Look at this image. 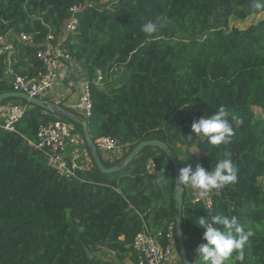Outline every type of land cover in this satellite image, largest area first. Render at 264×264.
Segmentation results:
<instances>
[{
    "label": "trees",
    "instance_id": "16d2710c",
    "mask_svg": "<svg viewBox=\"0 0 264 264\" xmlns=\"http://www.w3.org/2000/svg\"><path fill=\"white\" fill-rule=\"evenodd\" d=\"M257 2L264 0H0V36L13 47L9 58L0 55V94L13 92L15 77L28 86L36 82L43 70L36 53L52 36L51 45L59 44L73 59L61 61L59 79L68 65L79 64L85 72L81 80L90 83L91 116L49 101L47 94L42 100L85 120L94 144L102 137L119 143L118 158L111 162L98 152L102 165L118 166L135 146L152 140L166 144L180 168L200 162L212 169L227 154L237 168V181L209 192L208 218L236 216L253 232L243 261L234 252L225 264H264V116L255 113L264 110V19L244 30L228 27L230 18L243 22L264 12L255 8ZM74 7L77 28L67 34ZM148 19L161 25L151 36L140 30ZM22 35L31 38L23 42ZM120 69L123 80L114 85ZM96 71L103 76L99 86ZM8 103L24 113L12 132L0 129V264H112L98 255L102 250L120 264H136L132 240L143 223L154 234L160 231L163 243L171 227L179 256L174 172L163 152L144 148L119 172L102 174L79 124L22 100H6L0 107ZM220 107L229 113V142L211 145L195 135L189 140L192 121ZM54 121L70 126L67 139L81 137L91 161L75 179L60 176L30 145L38 128ZM149 160L156 165L154 174L146 170ZM185 189L184 245L191 264L195 259L203 264L195 252L203 229L195 222L206 210L202 204H187ZM24 229L33 249L20 242L17 252L7 240Z\"/></svg>",
    "mask_w": 264,
    "mask_h": 264
},
{
    "label": "built area",
    "instance_id": "2783aa9c",
    "mask_svg": "<svg viewBox=\"0 0 264 264\" xmlns=\"http://www.w3.org/2000/svg\"><path fill=\"white\" fill-rule=\"evenodd\" d=\"M70 11L73 16L65 26L67 34L74 33L77 28L75 14L78 12V8L74 7ZM30 38V36H21L23 42H28ZM53 41L54 38L48 36L46 45L36 53L37 60L43 67L36 82L28 86L22 77H15L12 82L13 92H21L29 97L42 99L46 94L55 89L59 79V71L62 67L61 61L73 63V59L69 56L67 50L59 44L51 45ZM12 53L13 47L6 42L5 37L0 36V55L6 54L9 58ZM102 79V73L96 71L95 85L99 86ZM72 109L84 118L91 116V89L87 79L80 82L77 102L72 105ZM23 113L22 108L13 105L9 106L5 110V114L0 116V129L12 132L14 124L22 118ZM68 137L69 126L66 123L62 121L47 122L38 128L37 140L35 143H30V145L44 154L48 166L55 169L60 176L75 179L77 178V172H82L85 169L64 157V145ZM95 146L103 155L115 157H117L116 155L121 149L119 143L109 137H102L96 140ZM146 170L150 174L156 172V165L153 161L149 160L146 163ZM185 188L188 190L187 204L192 207L202 204L208 217L211 211L210 193L201 196L199 190L191 189L187 185H185ZM164 238L165 243L162 242L160 231L154 234L153 230L146 223H143L142 228L132 240V250L136 258V264H175L178 262L171 227L166 228Z\"/></svg>",
    "mask_w": 264,
    "mask_h": 264
},
{
    "label": "clouds",
    "instance_id": "9594fccd",
    "mask_svg": "<svg viewBox=\"0 0 264 264\" xmlns=\"http://www.w3.org/2000/svg\"><path fill=\"white\" fill-rule=\"evenodd\" d=\"M256 9L264 8V2H257ZM158 20L148 19L141 24L140 30L147 36L156 33ZM229 113L224 107H220L212 115H202L191 123V134L186 135L189 140L195 135L199 139H206L211 145L227 144L233 135L232 127L227 119ZM233 120H238L236 116ZM98 151V150H97ZM99 152V151H98ZM118 158V154H117ZM160 181L165 179L164 169L159 171ZM176 181L187 185L191 189L200 191L201 196L215 190L220 191L226 185L237 181V168L230 157L220 159L212 169H205L200 162L195 168L191 165L179 169ZM196 226L203 229L202 243L195 249L203 264H225L236 253L235 259L243 261L244 248L253 236L252 230H246L245 226L236 216L215 214L209 219L207 216H199Z\"/></svg>",
    "mask_w": 264,
    "mask_h": 264
},
{
    "label": "water",
    "instance_id": "95a60500",
    "mask_svg": "<svg viewBox=\"0 0 264 264\" xmlns=\"http://www.w3.org/2000/svg\"><path fill=\"white\" fill-rule=\"evenodd\" d=\"M10 99L22 100L50 114L57 113L60 115H64L67 118H69L71 121H73L74 123L79 124L82 129L84 142L93 160V163L102 174H110V173L119 172L123 167L127 166L144 148H154V149H158L161 152H163L165 156L167 157L169 163L171 164L173 172H174L175 241H176L179 257L183 264H191V261H190L188 252L185 248L184 240H183V230H182L183 185L176 181L180 167L177 164L175 157L173 156L172 152L170 151V149L168 148L166 144L156 141V140L142 142L131 150V152L128 154V156L123 160V162L120 165L107 169L102 165L100 157L98 155L97 148L95 144L92 142V140L90 139V136L87 130V123L85 120H80L79 116L66 112L65 110H63L62 108H60L59 106H57L56 104L52 102H48L42 99L32 98L21 92H7V93L0 94V104L3 101L10 100Z\"/></svg>",
    "mask_w": 264,
    "mask_h": 264
},
{
    "label": "crops",
    "instance_id": "0c3cea01",
    "mask_svg": "<svg viewBox=\"0 0 264 264\" xmlns=\"http://www.w3.org/2000/svg\"><path fill=\"white\" fill-rule=\"evenodd\" d=\"M71 73L73 74L80 73V76H79L80 82L82 81L81 79L85 75L84 70L79 64L72 65V66L68 65V66L63 67L60 72V79H59L57 86L51 93L46 95L47 96L46 98L49 101H54L55 103L63 102L69 107H71L77 102L78 92L76 93L75 88L70 89L71 87L69 86L70 83H67V79H66L69 76V74L71 75ZM11 105L12 104H7V105L0 107V116H3L5 114V110ZM69 140L71 142V146L68 147L66 145V147L64 148V152H63L64 157H66L70 161L75 162V164L81 168L87 169L91 167V161L86 151L84 150L81 137L79 135H76V136L71 137V139ZM66 142L68 144V141ZM103 158L104 160L111 162L112 160H114V158H117V157L112 156V155H109V156L103 155ZM192 248H193V244L191 243V245H189V250H192ZM175 264H179V262H176Z\"/></svg>",
    "mask_w": 264,
    "mask_h": 264
},
{
    "label": "rangeland",
    "instance_id": "374dc122",
    "mask_svg": "<svg viewBox=\"0 0 264 264\" xmlns=\"http://www.w3.org/2000/svg\"><path fill=\"white\" fill-rule=\"evenodd\" d=\"M264 19V12L258 14V15H252L249 18H247L245 21L240 22L238 20H236L235 18H230L228 21V27L231 28H237L239 30H244L246 28H248L249 26L255 25L257 22L261 21ZM122 74V70H118V72L113 76V83L114 85H119L122 80H123V76H121ZM124 75V74H123ZM80 73L78 74H73L71 73V75L69 74V76L66 78L67 79V83H70L69 86H74V88L76 89V93L79 90L80 87V79H79ZM11 104V103H8ZM7 105V104H6ZM255 113L256 115L263 117L264 116V110H260V109H255ZM70 127V126H69ZM75 136V135H74ZM70 137V135H69ZM68 137V138H69ZM73 137V136H71ZM68 147L71 146V142L68 139ZM195 150V149H192ZM64 152V151H63ZM195 153H199L197 151H194ZM100 155L103 157V153L99 152ZM163 164H166L165 162ZM260 184L262 183V180L259 181ZM263 186H264V182H263ZM185 196H184V200L187 203V197H188V190L185 189ZM25 229L21 232H19L16 236L11 237L10 239L7 240V244L8 246H10L12 249L16 250L17 252L19 251V244L20 242H26L27 247L30 248L31 250L33 249V247L28 243L27 239L25 238ZM99 256H102L104 259L110 260L112 262V264H120V262H118L117 260L114 259L113 255H111L110 253L106 252L105 250L100 251V253L98 254ZM178 257V261H179V256ZM201 260V259H200ZM202 261V260H201ZM200 264V262L198 261V259L194 260V264Z\"/></svg>",
    "mask_w": 264,
    "mask_h": 264
}]
</instances>
